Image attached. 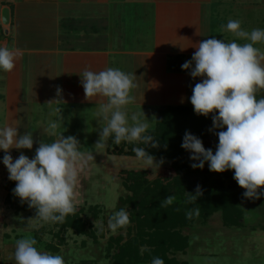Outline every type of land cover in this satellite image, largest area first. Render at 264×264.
<instances>
[{
    "label": "clouds",
    "instance_id": "9594fccd",
    "mask_svg": "<svg viewBox=\"0 0 264 264\" xmlns=\"http://www.w3.org/2000/svg\"><path fill=\"white\" fill-rule=\"evenodd\" d=\"M226 28L237 40L247 42L229 43L214 37L202 40L191 59L181 65L192 79L200 78L188 99L195 114L206 118L211 114L209 132L218 137L215 152L205 148L202 139L187 130L181 148L189 152L193 169H203L207 163L209 171L234 170L233 179L245 190L243 196L258 200L264 197V187H261L264 186V52L255 45L264 42V29L246 31L239 20H229ZM18 55V51L0 46V72H12ZM80 76L86 99L107 98L97 113L106 122L99 130L97 144L106 146L111 138L117 146L122 142H139L151 148L160 146L149 132L151 120L145 113L130 115L126 111L135 100L132 91L137 86L131 73L109 67L98 72L85 70ZM61 91L57 89V96ZM60 126V118L49 122L48 135L57 137L51 143L35 141L32 132L21 134L18 126H0V151L5 153L0 163L6 167L8 179L16 182L13 194L21 204L35 209V216L44 223H63L76 212L79 172L94 159L92 154L86 157L80 150V141L75 136L57 133ZM34 143L38 147L32 158L22 151L15 159L11 155V149L31 150ZM133 151L143 166L141 170H157L163 163L146 151V147H135ZM189 194L187 202L191 204L203 195L199 185ZM173 201V196L163 199L165 206ZM194 215H200L199 208L186 212L189 220ZM130 223L128 211L120 209L109 217L108 228L115 233ZM36 245L34 238L18 239L10 260L14 264H66L63 254H53ZM144 251L150 249L145 247ZM151 264H164V260L154 257Z\"/></svg>",
    "mask_w": 264,
    "mask_h": 264
},
{
    "label": "crops",
    "instance_id": "0c3cea01",
    "mask_svg": "<svg viewBox=\"0 0 264 264\" xmlns=\"http://www.w3.org/2000/svg\"><path fill=\"white\" fill-rule=\"evenodd\" d=\"M229 20L264 29V0H0V46L19 53L14 70L0 72V115L18 120L23 102L105 104L85 98L80 74L109 67L133 75V106H192L200 78L168 62L190 60L205 39L237 40Z\"/></svg>",
    "mask_w": 264,
    "mask_h": 264
},
{
    "label": "rangeland",
    "instance_id": "374dc122",
    "mask_svg": "<svg viewBox=\"0 0 264 264\" xmlns=\"http://www.w3.org/2000/svg\"><path fill=\"white\" fill-rule=\"evenodd\" d=\"M78 105L79 109L85 110L78 111L79 113L73 111L72 107L76 109ZM82 105L65 102L44 107L37 102H23L17 110L20 114L18 120H14L13 116L0 115V126H18L21 134L32 132L35 141L46 143H51L57 138L48 135L49 122L60 118L61 126L56 130L57 133L63 132L65 137L75 136L80 141V150L85 156L92 154L94 157L79 172L75 189L76 208L83 210L77 220L85 222V233L76 232L72 227L60 228L57 223H44L35 216L33 208L16 207V204L20 203L18 197L14 198L15 205L6 201L8 193L14 196L12 190L16 182L8 179V171L0 163V264H14L10 258L15 251V243L25 237L36 239V246L41 250L63 254L66 264H111L119 246L114 239L119 235L124 236L120 242L123 244L128 234L134 236L133 223L113 233L108 228V220L114 211H118L119 197L127 194L122 186V172L141 170L143 166L134 156L115 154L110 140L106 146L97 144L99 130L106 123L97 117L103 104H87V109ZM165 106L167 105L154 104L149 108H141L131 104L126 107V111L131 115L144 110L145 116L151 120L150 131L155 127L157 112ZM214 141L210 137L203 144L205 148H212ZM122 146L125 151L129 149L127 142H123ZM37 147L38 143H34L31 150L10 151L14 159L21 151L32 158ZM4 154L0 151V159ZM156 160L163 161L157 170L142 169L146 171L147 179L159 180L164 184L172 181L177 176L172 160L162 157ZM206 168L207 163L203 169ZM240 209L241 216L237 226H225L221 212L217 211L205 219L196 217L189 225L177 229L187 236L188 246L184 251L171 250L167 257L175 258L182 264H264V197L261 203L248 202L241 205ZM125 210L129 214V208L125 207ZM56 233L65 239V244L60 245L59 251L54 253L49 249V245L57 243ZM142 249L140 246L139 250Z\"/></svg>",
    "mask_w": 264,
    "mask_h": 264
},
{
    "label": "trees",
    "instance_id": "16d2710c",
    "mask_svg": "<svg viewBox=\"0 0 264 264\" xmlns=\"http://www.w3.org/2000/svg\"><path fill=\"white\" fill-rule=\"evenodd\" d=\"M182 64L180 57L176 56L175 60L168 62V69L181 72ZM211 125V114L206 118L195 114L192 106L170 105L157 112L155 127L149 131L158 140L160 145L158 148H151L142 143H128L129 149L125 151L123 142L119 146L113 144L117 155L136 157L133 149L146 147V151L153 154L155 158H169L172 160L177 176L164 184L159 180H148L145 170L122 172V186L127 194L119 197L117 209L129 208V217L134 224L135 234L134 236L128 234L123 244L120 242L124 236L119 235L114 239L119 246L111 264L143 262L151 264L154 257L162 258L164 264H182L175 258H168L167 254L173 249L184 251L188 246L187 236L177 230L189 225L197 217L194 215L192 219H187V211L199 208L198 218L204 219L220 211L222 223L232 227L239 224L241 205L248 202L261 203L262 197L258 200H249L243 196L245 190L233 179L234 170L217 173L209 171L208 166L206 169L190 167L193 163L189 159L190 154L181 148L185 131L197 135L203 142L212 137L215 140L212 147L215 152L218 137L213 132H209ZM109 140L111 141V138ZM198 185L203 195L198 197L195 204L188 203L189 193H194ZM167 196H173L174 201L171 205L165 206L163 199ZM15 197L8 193L5 200L15 205ZM16 207L28 208L26 204L21 203H17ZM33 210L36 212L35 209ZM82 212L83 210L78 208L72 217L67 216L63 223H57V225L63 229L72 227L76 232L85 233V222L77 220ZM56 236L57 243L49 245V249L54 253L59 251L60 245L65 244L62 236L58 233ZM140 246L150 251L142 252L139 250Z\"/></svg>",
    "mask_w": 264,
    "mask_h": 264
}]
</instances>
